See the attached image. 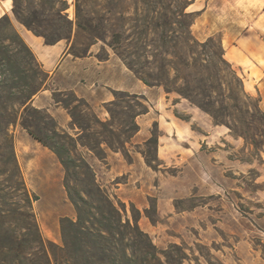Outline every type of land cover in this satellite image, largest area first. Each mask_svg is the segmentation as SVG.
I'll use <instances>...</instances> for the list:
<instances>
[{"label": "trees", "instance_id": "trees-1", "mask_svg": "<svg viewBox=\"0 0 264 264\" xmlns=\"http://www.w3.org/2000/svg\"><path fill=\"white\" fill-rule=\"evenodd\" d=\"M10 1L13 20L45 45L65 41L66 54L84 58L92 55V46L101 44L103 53L94 55L99 62L108 60L107 48L142 85L161 88L166 98L176 95L186 100L213 126H224L231 137L242 139L251 155L261 159L264 111L224 59L220 41H199L192 34L195 14L186 11L189 0H73L72 19L67 0ZM49 84L48 73L11 18L2 15L0 264H162L159 254L169 264L170 255L153 245L139 228L137 216L128 217L125 205L110 199L96 183L92 167L77 154L78 146L100 160L105 158L102 146L123 154L139 131L136 118L149 112L146 97L111 90L113 98L104 105L109 119L102 122L73 91L51 89V100L67 110L69 127L78 130L73 137L45 109L32 105ZM70 102L75 105L70 107ZM174 116L186 122L191 118ZM16 125L50 151L63 170V187L74 217L59 218V242L43 236L33 211L38 198L26 186L14 152ZM158 137L154 123L145 141L153 151L141 153L152 169L158 162Z\"/></svg>", "mask_w": 264, "mask_h": 264}, {"label": "rangeland", "instance_id": "rangeland-1", "mask_svg": "<svg viewBox=\"0 0 264 264\" xmlns=\"http://www.w3.org/2000/svg\"><path fill=\"white\" fill-rule=\"evenodd\" d=\"M67 2L72 19L73 0ZM91 53L93 57L102 54L101 44L92 46ZM67 68L76 69L75 73L88 83L106 82L128 94L142 90L131 73L114 64L97 67L81 59ZM56 85L67 86L65 81ZM50 88L46 93L51 99ZM111 90L103 91L112 97ZM143 95L149 113L136 118L139 131L125 145L123 154L102 146L105 158L100 160L77 147V154L92 167L96 183L111 200L125 205L128 217H138L139 228L153 245L170 255L169 264H264V154L261 159L252 156L242 139L231 137L224 126H213L206 114L176 95L166 98L157 87ZM175 99L179 101L176 104ZM70 103V107L75 105ZM57 106L68 114L61 104ZM190 109L195 118L189 122L174 116L191 117ZM79 110L84 113L83 108ZM92 110L100 121L109 119L105 109ZM47 112L58 122L56 114ZM154 123L159 134L158 162L152 169L141 153L153 151L145 141ZM58 124L75 137L78 130L69 127L70 120ZM13 134L14 152L26 186L38 198L33 211L40 230L45 238L59 242V218L74 217L63 187V170L56 157L19 125ZM256 188V192L252 190ZM159 257L162 264H168L162 254Z\"/></svg>", "mask_w": 264, "mask_h": 264}, {"label": "crops", "instance_id": "crops-1", "mask_svg": "<svg viewBox=\"0 0 264 264\" xmlns=\"http://www.w3.org/2000/svg\"><path fill=\"white\" fill-rule=\"evenodd\" d=\"M186 11L195 14V20L191 26L195 38L199 41H205L208 38H216L220 41L224 50V59L236 69L242 78L245 92L258 98L259 108L264 111V0H189ZM4 14L11 18L14 27L31 49L36 60L48 73L49 87L53 90L73 91L78 97L86 99L90 107L100 110L112 100V97L103 91L104 89L108 87L112 90L123 89L95 80L88 83L85 79H81L84 77H79L75 73L76 69L67 68L85 59L97 67L114 64L130 75V72L110 57L104 62H99L92 55L72 58L66 54L68 44L65 41L45 45L40 37L32 35L14 22L11 17L10 0H0V17ZM58 81H65L67 86L59 87L56 85ZM141 86L142 90L138 94H145L146 90L150 92L151 88L142 84ZM47 91L43 90L38 93L32 105L39 109L52 111V114L57 115L58 123H67L70 116L62 113L57 104L48 97ZM49 93H51V88ZM98 94L99 97H97ZM190 110L191 118L194 119L195 113L192 109ZM101 114L105 116V113Z\"/></svg>", "mask_w": 264, "mask_h": 264}]
</instances>
